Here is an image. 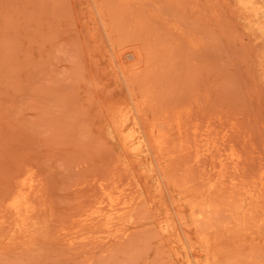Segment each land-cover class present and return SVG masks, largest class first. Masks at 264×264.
<instances>
[{"label":"rangeland","instance_id":"1","mask_svg":"<svg viewBox=\"0 0 264 264\" xmlns=\"http://www.w3.org/2000/svg\"><path fill=\"white\" fill-rule=\"evenodd\" d=\"M247 1L0 0V264H187L198 235L207 264H264V0ZM128 104L155 159L111 126Z\"/></svg>","mask_w":264,"mask_h":264},{"label":"bare ground","instance_id":"2","mask_svg":"<svg viewBox=\"0 0 264 264\" xmlns=\"http://www.w3.org/2000/svg\"><path fill=\"white\" fill-rule=\"evenodd\" d=\"M254 2V1H253ZM238 4H239V6L242 8V9H244L246 12H252V10H251V8H249V5H248V1L247 0H238ZM138 23H139V21H138ZM141 23V22H140ZM186 43V42H185ZM187 44V43H186ZM133 53V52H132ZM134 54V53H133ZM153 101V100H152ZM145 102H147V101H145ZM149 103H151V101H149ZM140 106V105H139ZM164 111H166V110H164ZM175 112V111H174ZM161 113H163L162 111H161ZM170 113V112H169ZM176 113H177V110H176ZM179 114H180V111L178 112ZM189 113V112H188ZM144 114V113H143ZM164 114V113H163ZM154 115V114H153ZM168 115V114H167ZM166 115V116H167ZM177 115V114H176ZM163 116V115H162ZM170 116V115H169ZM154 117V116H153ZM181 117H182V114H181ZM183 117H184V115H183ZM182 117V118H183ZM188 117V116H187ZM166 118V117H165ZM167 119V118H166ZM177 118H175V120H176ZM184 119V118H183ZM144 120V119H143ZM167 120H170L171 121V119H167ZM182 121H185L186 122V120H182ZM110 122H111V126L114 128V130L116 131V133H117V135H118V138H119V141L121 142V144L125 147V148H127V149H137V148H139V147H143V149L146 151V152H148L149 153V155H150V157L152 158H154V156L156 155V153L158 152V148H159V145L157 144V142L156 141H154L153 139H152V136L153 135H155L154 134V131H153V134H152V131H147L146 129H145V124L143 123V121L141 120V117H140V115H139V112H138V109H137V107L135 106V105H130V104H128V105H124V106H121V107H119V108H117V109H115L114 110V112H113V114H112V116H111V119H110ZM158 122V121H157ZM165 122V121H164ZM189 122H191V121H188V123ZM160 123V122H159ZM168 123V122H167ZM162 124V123H161ZM160 124V125H161ZM179 124H181V123H179ZM183 124H185V123H183ZM191 124V123H190ZM190 124H188V125H190ZM157 125V124H156ZM163 125V124H162ZM162 125H161V127H162ZM192 125V124H191ZM149 126V125H148ZM147 126V127H148ZM159 126V125H158ZM158 126H156V128H158ZM172 126V125H171ZM170 126V127H171ZM180 126V125H179ZM160 127V128H161ZM149 128V127H148ZM165 128H167V127H165ZM174 128H176V127H174ZM188 128H191V127H188ZM173 129V128H172ZM186 129V128H185ZM162 130H164L163 128H162ZM161 131V130H160ZM187 131H189L190 132V130L188 129ZM162 134V133H161ZM180 135V134H179ZM178 135V136H179ZM159 136V135H158ZM169 137V136H168ZM165 138V137H164ZM171 138V137H170ZM178 139V138H177ZM183 139V138H182ZM181 139V140H182ZM165 141V140H164ZM183 141V140H182ZM182 141H181V143H182ZM167 142V141H166ZM184 143H185V141H183ZM168 143V142H167ZM170 144V143H169ZM169 144H167V145H169ZM182 145V144H181ZM191 146V145H190ZM198 146V145H197ZM196 146V147H197ZM179 147V146H178ZM184 147H186V145H184ZM192 147V146H191ZM193 148V147H192ZM172 150V148H169V150ZM182 149H183V147H182ZM187 149V148H186ZM194 149V148H193ZM163 150H164V148H163ZM168 150V151H169ZM198 150H200V148L198 149ZM167 151V150H166ZM173 151H174V149H173ZM182 151V150H181ZM184 151H185V148H184ZM188 151V150H187ZM189 151H191V150H189ZM194 151V150H193ZM170 152V151H169ZM172 152V151H171ZM198 152V151H197ZM194 153V152H193ZM170 156H172V155H170ZM174 156V155H173ZM167 157V156H166ZM158 158H160V157H158ZM155 159V158H154ZM167 159H168V157H167ZM170 159H171V157H170ZM170 159H169V161H170ZM173 159V158H172ZM192 160V159H191ZM196 160H198V159H196ZM169 161L168 162H166V163H169ZM189 161H190V159H189ZM188 161V162H189ZM158 162H160V159L158 160ZM157 162V163H158ZM170 162H174L173 160H171ZM165 163V164H166ZM186 163V162H185ZM194 163V162H193ZM171 164V163H170ZM169 164V165H170ZM189 164H190V162H189ZM156 165V164H155ZM177 164H174V166H176ZM158 166V165H157ZM156 166V167H157ZM163 166V165H162ZM178 166V165H177ZM167 168H168V166H167ZM173 169L172 168V166L171 167H169V169ZM168 169V170H169ZM170 169V170H171ZM170 172V171H169ZM168 172V173H169ZM168 173H166V176H169V175H167ZM192 172H190L189 174H191ZM171 174V173H170ZM187 174H188V172H187ZM186 174V175H187ZM192 174H194V173H192ZM172 175V174H171ZM185 175V174H184ZM220 175V174H219ZM164 176V175H163ZM183 176V175H182ZM171 177V176H170ZM175 177V176H174ZM179 177H180V175H179ZM184 177V176H183ZM182 177V178H183ZM187 177H191V176H187ZM172 179H173V177H171ZM171 178H167V179H171ZM176 178H177V176H176ZM181 178V177H180ZM179 178V179H180ZM184 178H186V176L184 177ZM183 178V180H179V181H185V179ZM175 179V178H174ZM187 179V178H186ZM190 178H188V180H189ZM194 179H196V178H194ZM201 180H204V179H201ZM156 181H157V184H158V186H159V188H160V190H161V192H163L162 191V184H161V177H158V176H156ZM164 181V180H163ZM171 181V180H170ZM190 181V180H189ZM188 181V182H189ZM205 181V180H204ZM187 181H185V183H186ZM170 183V182H169ZM177 183V182H176ZM175 183V184H176ZM182 183H184V182H182ZM190 183H192V185H193V183H194V180L192 181V182H190ZM168 184V183H167ZM181 184V183H180ZM195 184V183H194ZM173 185H174V183H173ZM182 185V184H181ZM184 186H185V184H183ZM183 185L182 186H180L181 188L183 187ZM189 185V184H188ZM170 186V185H169ZM175 186V185H174ZM177 186V185H176ZM232 186V185H231ZM188 187V186H187ZM190 187V186H189ZM194 187V186H193ZM256 187V186H255ZM240 188V187H239ZM185 189L186 188H184V189H178V188H174L173 190H179L180 191V193L181 192H183V190L185 191ZM188 189V188H187ZM193 189V188H192ZM195 189V188H194ZM189 190V189H188ZM198 192V191H197ZM184 193V192H183ZM185 193H188V191L186 190V192ZM199 194H196V195H194V197H189V198H186V197H184V196H181V197H179V199H181V204L180 205H178L179 207H183L184 205H186L187 207H188V211H189V214H190V216L191 215H194L195 214V210H196V207H198L199 205H204L205 203H203L202 201L209 195V191H205V192H203V193H200V192H198ZM173 194V193H172ZM176 194H178V193H176ZM191 194V193H190ZM253 194H255L254 192H253ZM184 195V194H183ZM171 197V196H170ZM261 201V200H260ZM12 205L14 206V208L15 207H18L19 205H20V203L18 202V200H15V201H13L12 202ZM208 205V204H207ZM242 205V204H241ZM214 206H215V204H214ZM214 206H212V208L214 207ZM235 206H237V205H235ZM256 206H259L258 205V203H256ZM251 207H253V206H251ZM13 208V209H14ZM211 208V209H212ZM197 209H199V208H197ZM240 209V208H239ZM248 209V208H247ZM250 209V208H249ZM259 209V208H258ZM202 210V209H201ZM200 210V211H201ZM217 210V209H216ZM252 210V209H251ZM256 210H257V208H256ZM199 210L197 211V212H200ZM197 212H196V214H197ZM205 212V211H204ZM211 212V211H210ZM209 212V213H210ZM201 213V212H200ZM200 213H198V214H200ZM235 214V213H234ZM233 214V215H234ZM201 215V214H200ZM204 214H202L201 215V218H203L202 216H203ZM205 215H207L208 216V214H207V212H206V214ZM246 216V215H245ZM197 217H198V215H197ZM200 218V217H199ZM206 219H210V217L208 216V217H205ZM235 218V217H234ZM249 218V217H248ZM94 219H92V221H93ZM179 220H180V218H179ZM194 220H198L197 218L195 219H193V221ZM199 220H201V219H199ZM202 222V221H201ZM209 222V221H208ZM210 222H211V220H210ZM179 223V222H178ZM205 223H206V229H207V227L209 226V225H207V224H209V223H207L206 221H205ZM212 223V222H211ZM181 224V223H180ZM169 224H166V225H164V226H162L164 229H168V226ZM196 225V224H195ZM201 226V224H199L198 223V225L197 226ZM212 225V224H211ZM193 226V225H192ZM196 228H198L199 229V227H196ZM203 229V228H202ZM201 229V230H202ZM205 229V228H204ZM203 229V230H204ZM202 230V231H203ZM200 234V233H199ZM196 240H197V242H198V245L199 246H193V245H191V244H189V243H186V245H184L186 248H187V252H190L191 251V249L193 248V249H196V247L198 248L197 249V252H200V253H197L196 255H197V257H200V258H202V261L198 258V260H194V261H192L193 263H187V264H207V262L209 261V259L210 258H213L214 257V253H215V245H214V239L212 238V237H208V236H200V235H198L197 237H196ZM216 255H217V253H216Z\"/></svg>","mask_w":264,"mask_h":264}]
</instances>
